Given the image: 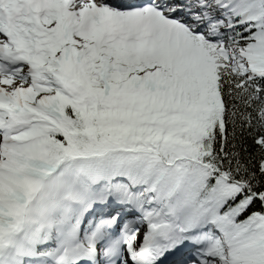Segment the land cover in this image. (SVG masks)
I'll return each mask as SVG.
<instances>
[{
    "label": "snow or ice",
    "instance_id": "obj_1",
    "mask_svg": "<svg viewBox=\"0 0 264 264\" xmlns=\"http://www.w3.org/2000/svg\"><path fill=\"white\" fill-rule=\"evenodd\" d=\"M0 264H264V0H0Z\"/></svg>",
    "mask_w": 264,
    "mask_h": 264
}]
</instances>
